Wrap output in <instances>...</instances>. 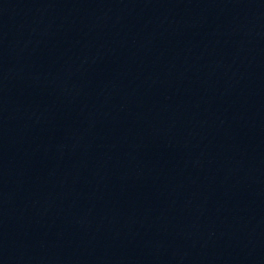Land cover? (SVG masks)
Wrapping results in <instances>:
<instances>
[{"label":"water","instance_id":"95a60500","mask_svg":"<svg viewBox=\"0 0 264 264\" xmlns=\"http://www.w3.org/2000/svg\"><path fill=\"white\" fill-rule=\"evenodd\" d=\"M0 264H264V0H0Z\"/></svg>","mask_w":264,"mask_h":264}]
</instances>
